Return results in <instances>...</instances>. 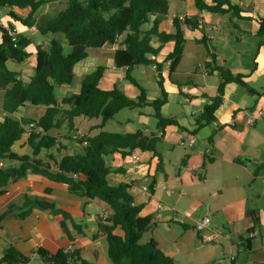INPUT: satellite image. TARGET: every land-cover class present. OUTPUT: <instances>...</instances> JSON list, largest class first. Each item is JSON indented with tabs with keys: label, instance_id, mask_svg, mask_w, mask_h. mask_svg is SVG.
I'll use <instances>...</instances> for the list:
<instances>
[{
	"label": "crops",
	"instance_id": "1",
	"mask_svg": "<svg viewBox=\"0 0 264 264\" xmlns=\"http://www.w3.org/2000/svg\"><path fill=\"white\" fill-rule=\"evenodd\" d=\"M195 1L171 0L168 15L160 21L158 32L174 34L175 17H197L199 23L205 25L208 35L213 37L207 46L201 42L203 33L200 29L183 27L184 54L177 70L171 73L166 60L174 51L175 43H162L157 38L151 41V46L158 52L151 58L162 66L163 90L167 98L161 114L176 124L163 131L158 130L155 109L145 105L122 110L105 123L101 117H77L74 119V132L66 126L51 130L49 135L56 139L55 144L40 150L37 155H34L25 134L13 144L11 151L54 167L55 161L60 162L66 156L82 152L83 146L76 137H94L101 132L155 135L160 139L156 149L161 157L162 170L159 169L160 160L152 152L135 150L105 156L110 171L108 185L116 188L121 184H132L129 193L134 204L142 206L140 215L155 219L141 242L155 240L162 252L176 264H264V210L257 202L264 197V39L259 36L261 22H264V0H229L239 9V17L232 13L199 11ZM206 3L211 4V0H206ZM11 12L17 19L10 15ZM30 12V9L8 7L0 10V27L7 31L14 29L17 35L31 41L26 49L29 57L25 61L7 63V68L17 73L25 84L34 75L37 47L48 43L36 27H28L20 21L26 19ZM35 16L40 17L37 13ZM154 20L152 17L142 30H151ZM60 36L52 38L63 43L64 52L68 55L71 49ZM122 39L100 49L89 50L88 56L74 67L73 83L56 88L58 102L78 94L85 76L98 68H104L100 89L110 91L117 87L128 98L137 100L141 90L126 80V69L116 67L114 55L122 48ZM2 41L3 33L0 31V45ZM210 53L215 55L216 66L243 76L252 93L236 83H227L221 104L214 113L215 121L200 127L196 119L219 96L222 82L218 72L206 68L212 64ZM131 76L143 89L148 101L162 99L155 65L138 66ZM183 88L188 91L189 102L184 100ZM2 103L3 97L0 109ZM46 109L45 106L26 103L12 117L19 121H38ZM2 115L4 117L5 114ZM208 158L211 162L203 171ZM19 166L16 161L4 162V167ZM153 182L152 193L164 205L161 211L149 202L142 190L144 185L150 186ZM28 196L55 205L68 214L82 232H77L69 221L50 211L35 209L25 219H19L18 206ZM9 208L13 212L0 223V259L6 250L14 248L29 259L27 264H42L37 256L38 250L51 254L65 250L79 252L82 259L92 264H112L108 257L106 234L99 229L100 213L108 210L112 214L104 202L73 195L65 184L28 173L24 178L11 182L5 193L0 195V216ZM248 212H254L255 216L248 217ZM207 214L211 215L213 224L200 234L195 226ZM214 229L230 233L231 238L204 243L202 238ZM114 233L120 237L124 235L121 229ZM250 234L254 236L250 237ZM246 239L251 240V252L242 251L240 247L241 240Z\"/></svg>",
	"mask_w": 264,
	"mask_h": 264
},
{
	"label": "trees",
	"instance_id": "2",
	"mask_svg": "<svg viewBox=\"0 0 264 264\" xmlns=\"http://www.w3.org/2000/svg\"><path fill=\"white\" fill-rule=\"evenodd\" d=\"M59 0H0V10L8 8L30 9L26 19H20L28 27H36L39 35L48 39L44 46L37 47V64L30 82L25 84L18 78V74L7 68L9 61L22 63L29 54L26 51L31 41L26 37L15 34L14 29L7 31L0 27L3 41L0 45V91L3 94L2 111L5 114L0 121V161L20 163L18 168H0V195L11 183L24 178L28 173L41 175L54 183L68 186L71 194L86 199H98L107 204L112 214L107 222L99 221V229L106 234L108 241V257L112 264H176L166 256L153 239L146 243L141 240L144 234L151 229L150 217L140 215L142 206H136L129 193L132 184H121L112 188L108 185L109 169L106 166L105 156L114 152L127 153L135 150L152 152L160 160L159 169L162 170V161L156 146L160 139L155 135L145 136L142 132L134 134H114L101 132L94 137H78L76 141L81 145L82 152L75 156H66L55 166L31 160L29 157L18 156L11 151L15 142L25 134V127L35 123L38 131L29 136V144L37 155L40 150L52 147L56 139L49 135L51 130H59L66 126L74 132V119L77 117L99 118L103 123L113 119L120 111L152 106L155 109L157 129L163 131L167 126L176 124L174 120L164 118L161 114L162 106L167 104L166 93L163 90L162 66L151 57L158 54L151 46L153 38L160 42H174V51L167 57L171 62L170 72L174 73L184 54L185 38L182 28L190 30L200 29L203 33L202 43L207 46L208 31L199 18L191 17L180 20L174 18V34L158 32L160 21L168 15L171 0H64L63 8L55 16L36 17L37 11L45 4ZM199 11L212 14H229L239 17V9L231 5L229 0H196ZM10 15L17 19L11 12ZM152 17H155L153 28L143 31L142 27ZM54 35H63L70 54L64 52L63 43ZM259 36L264 39V22H261ZM123 37L122 48L115 52L117 68L126 69V80L141 90L137 100L128 98L117 87L110 91L100 89L99 82L104 76V68L89 73L81 83L80 92L64 98L58 102L55 94L57 87L70 85L74 81V67L88 56L89 50L100 49L106 44H114ZM264 43V40L262 44ZM209 49V48H208ZM212 64L206 68L218 72L222 79L219 86V96L206 106L196 123L201 127L215 121L214 113L221 104V95L227 83H236L246 88L250 93L243 76L234 75L230 70L214 64L215 55H210ZM155 65L158 72V82L162 88V99L148 101L145 92L132 78V71L138 66ZM29 103L33 106H45V114L38 120H16L12 117L18 109ZM101 128V127H100ZM44 133V136L41 134ZM127 151V152H126ZM208 158L202 167L204 171ZM56 167V168H55ZM203 178L202 176H200ZM154 182L150 184L152 189ZM49 193V190L46 191ZM50 211L53 215H60L69 221L77 232L81 228L66 213L55 205L40 201L35 197H26L24 203L18 206L17 217L25 219L33 210ZM9 208L0 216V223L12 213ZM116 229H121L123 237L116 235ZM242 251L251 252V240H241ZM37 256L42 264H92L84 259L77 251H59L51 254L45 250H38ZM29 259L22 256L14 248L5 251L0 264L22 263L27 264Z\"/></svg>",
	"mask_w": 264,
	"mask_h": 264
},
{
	"label": "built area",
	"instance_id": "3",
	"mask_svg": "<svg viewBox=\"0 0 264 264\" xmlns=\"http://www.w3.org/2000/svg\"><path fill=\"white\" fill-rule=\"evenodd\" d=\"M186 18V16H181L179 17L180 20H184ZM212 32V31H211ZM12 36L14 37L16 32H12L11 33ZM213 37L211 35H208V39H212ZM210 55H213V53H210ZM171 62H168V64L170 65ZM182 94L184 95V100L186 102H189V97L187 96L188 94V91L186 90V88H183L182 89ZM260 116H263V113L260 112ZM38 131V127L35 123H30L29 125H27L25 127V135H27L28 137L34 133ZM78 138V137H76ZM83 146H87V142L84 141L82 143ZM191 145V144H190ZM210 154V152H209ZM133 159H136L137 160V157L136 156H133ZM4 167V164H3V161H0V168ZM56 168V167H55ZM142 190L144 192V194L147 196L148 200L150 203H153L155 206H156V209L158 211H161L164 209V205L163 203L159 202L156 200V198L154 197L153 193H152V189L150 188V186L148 185H144L142 187ZM110 212L108 210H103L100 215H99V221L102 222V223H105L108 221V219L110 218ZM155 222V219H151V223H154ZM213 224V220H212V217L211 215L207 214L205 215L203 218H201L196 226H195V229L198 233H203L204 231L208 230L211 225ZM254 236L253 234H250V237ZM222 238H225V239H230L231 238V235L230 233H226L224 231H221V230H218V229H214L213 231H211V234L205 236L202 238L203 242L204 243H215V242H218V240L222 239ZM217 264H221V263H217Z\"/></svg>",
	"mask_w": 264,
	"mask_h": 264
},
{
	"label": "rangeland",
	"instance_id": "4",
	"mask_svg": "<svg viewBox=\"0 0 264 264\" xmlns=\"http://www.w3.org/2000/svg\"><path fill=\"white\" fill-rule=\"evenodd\" d=\"M63 8H65V3L64 1H59V2H52V3H48L43 5L37 12V15L40 17H45V16H55L57 15ZM60 37L63 38V35H61ZM64 39V38H63ZM3 92H0V101L3 97ZM42 108V107H41ZM3 111L2 109H0V119H3V115H2ZM259 208L264 210V197L262 199H258L257 200ZM147 233V232H146ZM145 233V234H146ZM147 235V234H146ZM146 237V236H145ZM144 241V240H142Z\"/></svg>",
	"mask_w": 264,
	"mask_h": 264
},
{
	"label": "water",
	"instance_id": "5",
	"mask_svg": "<svg viewBox=\"0 0 264 264\" xmlns=\"http://www.w3.org/2000/svg\"><path fill=\"white\" fill-rule=\"evenodd\" d=\"M253 216H255L254 212H248V217H253Z\"/></svg>",
	"mask_w": 264,
	"mask_h": 264
}]
</instances>
